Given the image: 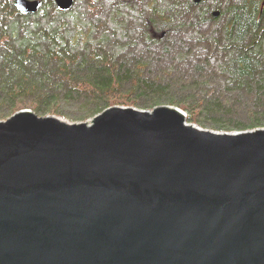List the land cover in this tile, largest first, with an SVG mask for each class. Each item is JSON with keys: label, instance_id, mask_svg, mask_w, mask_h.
<instances>
[{"label": "water", "instance_id": "obj_1", "mask_svg": "<svg viewBox=\"0 0 264 264\" xmlns=\"http://www.w3.org/2000/svg\"><path fill=\"white\" fill-rule=\"evenodd\" d=\"M142 107L0 120V264H264V128Z\"/></svg>", "mask_w": 264, "mask_h": 264}, {"label": "trees", "instance_id": "obj_2", "mask_svg": "<svg viewBox=\"0 0 264 264\" xmlns=\"http://www.w3.org/2000/svg\"><path fill=\"white\" fill-rule=\"evenodd\" d=\"M98 1L89 0V3L94 5ZM128 1L139 3V0ZM230 2L227 9L216 11L218 15L213 17L210 9L205 12L200 10L201 0L147 1L145 8L157 23L176 24L181 15L182 18L187 17L182 26L193 30L188 41L195 40L199 30H207L208 35L205 34L203 40L208 54L202 57L203 63L192 58H187L189 60L185 62L190 67V77L196 79H192L194 81L189 90L182 82H174L173 87L179 89L174 94L157 84L159 79L162 80L160 75L153 80L146 78L143 70L148 64H131L130 60L123 58L124 45L123 49L112 46L113 39L109 41L107 36L100 43H92L88 39L87 46L82 48L84 50L78 52L64 32L67 25L64 20L72 13L71 10L60 11L50 0H45L39 15L23 16L7 0L0 1V105L6 109V112H0V120L24 109L44 115L45 99L55 100L48 113L58 116L60 95L83 94L85 98L80 107L84 110V119L116 105L139 108L141 105L145 106L141 109H146L164 103L188 112L186 121L204 129L240 132L264 128V0ZM118 6L119 0L110 2L114 16L118 14ZM192 14L193 18H188ZM53 15L59 17L60 26L52 23L43 29H39L38 25L30 29L28 22L32 17L46 22ZM223 16L225 21L217 27V31L208 28L210 21ZM155 20L151 21L154 27ZM102 22H110L113 26L110 18H104ZM88 25L93 27L91 23ZM132 25L134 27L130 28L128 24L120 42L123 38L128 44L141 39L148 27L142 19H135ZM28 34L37 36L34 38ZM175 45V41L167 42L164 52H174ZM179 45L189 54H194V48L187 41H180ZM78 67L90 69L86 81H76L75 69ZM118 67L123 70L119 76ZM125 78H130L131 86L121 92L120 83ZM138 87L144 93H151L152 102L145 100L139 104L136 95ZM177 96L187 99L186 102L177 100Z\"/></svg>", "mask_w": 264, "mask_h": 264}, {"label": "rangeland", "instance_id": "obj_3", "mask_svg": "<svg viewBox=\"0 0 264 264\" xmlns=\"http://www.w3.org/2000/svg\"><path fill=\"white\" fill-rule=\"evenodd\" d=\"M0 1H5V0H0ZM27 1H39L37 10L31 13L32 16H34V14L39 15L40 10L43 8V4H45V0H27ZM111 1L113 0H99L97 4L91 5L89 3V0H74V4L70 9L72 13L64 20L67 23L64 32L67 34L69 41L73 43L72 44L73 47H77L78 52H82L84 50L82 48L87 46L88 39L92 43L94 42L100 43L103 40L104 36H107L109 38V41L113 39L111 41L112 46L118 47V49L119 48L123 49V45H124L125 57L123 58H127L128 60H130L131 64L138 62H146L148 64V66L143 70V73L146 78L149 77L151 78V80H153V77H157L160 75V78H162V80L159 79L157 84L162 86L164 90L177 94L179 89H176L175 88L176 86L173 87L174 82H182L184 84L185 89L189 90L190 86H192L191 83H193V81L196 78L190 77V67L185 62L189 60L187 58H192L193 61H200V64L203 63L202 57L208 54V52L206 51L208 47L203 40L204 35L205 34L206 36L208 35L207 30L205 31L203 30L201 32L199 30V32L197 33V38H195V40L188 41V38H190L191 34L193 33V30H189L188 28L182 26V24H185V21H187V17L182 18L181 15V18L178 19L177 22L178 24H180V26H178L177 23L175 24V22L168 24L157 23L155 17L152 14H149L147 9L145 8L148 0H139L138 4L136 2H132L128 0H119L118 14L117 16H114V12L112 11L113 9L109 7ZM230 1L231 0H216L215 2L214 0H201L202 6L200 10L202 9V12H205L207 9H210V11L213 12L212 16L216 17L214 16V12L216 11L219 12V10L224 11L225 9H227V7L230 6V4L232 3ZM50 2L53 3L52 0H50ZM7 3L11 5L13 9H16V7H14L13 5V0H7ZM54 7H56L55 4ZM55 16L56 15L48 17L46 22H43V19L41 18L39 19V17L37 19L35 17H32L31 20H29L28 22L29 27L31 29V27L34 28L36 27V25H38L39 29H43L44 27L49 26V24L52 23H55V26H60L59 17H55ZM209 17L210 16H208V18ZM104 18H110L111 22L113 23V26H111L110 22L104 24L102 22ZM188 18L192 19L193 14L190 15ZM135 19L136 20L142 19L145 25L152 24L151 21L155 20V27L153 31L155 33V38L151 39L147 35L146 36L141 35V39L135 38L136 41L134 40V42L130 44H128L127 40L126 39L124 40V38L120 42L119 39L123 36V33L127 31L128 24H130L129 26L130 28L134 27V25L132 24L135 22ZM224 21H225L224 16L221 17L219 20L210 21L211 24L210 26H208V28L210 27V30L213 29L217 31L219 29L217 27H220L224 23ZM88 23L93 24V27L88 25ZM221 33H223V31H221ZM28 36H32L35 38L37 35L28 34ZM183 40L187 41V44L190 47L194 48L193 51L194 54H189L190 52H188L187 49L185 50L186 44H185V48H182V46L179 45L180 41ZM171 41L172 42L175 41L176 49H174L175 50L174 52L167 54L164 52L165 51L164 48L166 43L167 42L169 43ZM89 70L90 69L82 68V67L76 68L75 69L76 81L78 82L86 81L87 80L86 77L88 74L87 72ZM122 72L123 70L120 67H118L117 76H119ZM129 80L128 78H125V80L123 79V82L120 83L121 92H125L129 89V87L131 86V82ZM136 95L139 104H141V102L145 100L152 102L151 93L148 92L144 93L142 88L138 87ZM84 98L85 97L83 96V94L81 95L73 94L68 97H62L60 95L59 97L60 115L57 116V114H55L53 116L58 117L62 120L84 119L83 118L84 110L80 107V104H82ZM177 100L181 102H186L187 99H182L180 98V96L179 97L177 96ZM0 101H1V96H0ZM45 102L46 105L45 107H43L44 108L43 111L45 110L44 115H41L42 113L40 115L38 114L36 115L41 117H44L46 115L48 116L51 115L48 113V110L49 108L54 106L55 100L50 99L48 101L45 99ZM0 112H6L4 105L2 106L0 105ZM183 113H185V116L187 118L189 113L185 111H183ZM232 120H236V118L232 117ZM240 120L242 121V117Z\"/></svg>", "mask_w": 264, "mask_h": 264}, {"label": "flooded vegetation", "instance_id": "obj_4", "mask_svg": "<svg viewBox=\"0 0 264 264\" xmlns=\"http://www.w3.org/2000/svg\"><path fill=\"white\" fill-rule=\"evenodd\" d=\"M16 1V0H15ZM15 1L13 0V5L14 7L15 6ZM54 3V2H53ZM56 6V5H55ZM57 8V7H55ZM58 9V8H57ZM19 14H22V15H27V14H31V13H27V14H23L21 13L17 8L15 9ZM59 10V9H58ZM151 21V20H150ZM154 31V26L152 24H149L148 27H147V30L146 32H144V35L143 36H149L151 39L155 38V33L153 32Z\"/></svg>", "mask_w": 264, "mask_h": 264}]
</instances>
